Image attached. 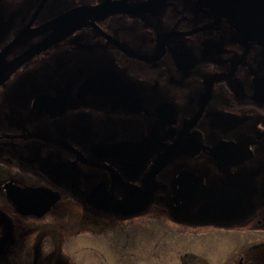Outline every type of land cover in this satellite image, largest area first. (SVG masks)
Instances as JSON below:
<instances>
[{"label":"flooded vegetation","instance_id":"1","mask_svg":"<svg viewBox=\"0 0 264 264\" xmlns=\"http://www.w3.org/2000/svg\"><path fill=\"white\" fill-rule=\"evenodd\" d=\"M152 1L0 0V73L57 17L111 6L0 85V264H74L69 244L76 264H164L167 237L174 264H264L263 49L197 0ZM73 209L110 230L67 231Z\"/></svg>","mask_w":264,"mask_h":264},{"label":"water","instance_id":"2","mask_svg":"<svg viewBox=\"0 0 264 264\" xmlns=\"http://www.w3.org/2000/svg\"><path fill=\"white\" fill-rule=\"evenodd\" d=\"M165 0H153L144 6L139 7L140 10L147 8L149 5H157L164 3ZM199 4L208 8L209 11L213 12L217 17L226 18L232 27H234L240 38L253 41L259 44L263 49L264 54V0H197ZM110 5H100L95 7H86L79 11H72L71 13L62 15L54 19L53 21L46 24L42 29L44 31L51 30L50 35L44 39L42 43L33 47L19 58L10 62L9 69L4 70L0 73V85L6 81L14 70L18 69L24 62L29 58L36 55L40 51L53 44L55 41L61 39L64 35L75 29L76 27L83 26L85 23L86 16H90L93 13L104 11L110 8ZM137 13V12H136ZM27 35V32H23L16 39V42ZM163 159L158 163L157 167H160L163 163ZM229 192L223 200H232L235 195H230ZM220 197L218 201L221 199ZM49 203L47 206L42 208V212L38 210V207L32 206H19V211L23 214H37L41 215L44 211H47L52 205L59 200V194L56 192L49 193ZM227 205L225 210L228 211V216L231 214L237 205L234 201H226ZM215 208L214 203L206 207V211L210 212ZM0 221L4 222L7 226L6 234L0 241V253H2L4 246L11 236L12 227L7 218L0 214ZM1 255V254H0Z\"/></svg>","mask_w":264,"mask_h":264},{"label":"rangeland","instance_id":"3","mask_svg":"<svg viewBox=\"0 0 264 264\" xmlns=\"http://www.w3.org/2000/svg\"><path fill=\"white\" fill-rule=\"evenodd\" d=\"M73 211H74V213H69L68 217L66 216V219H68L70 221L69 222V225L72 224V228H67L66 229L67 231H70V232H74L75 233V232H78L80 228L81 229H85V231H91V232H92L93 228L96 231L97 230L103 231V229L104 230H110V228H108V226L107 225H104L103 223L101 224V227H100V225H97L96 222H92V223L87 222L85 224V222H82V221L86 220V217H83L81 214L78 215V213L74 209H73ZM60 214L61 213H59L58 215H60ZM58 219H60V218H58ZM60 221H61V219L60 220H57V221H52L51 223L49 222V224H50V226L53 229L54 227L60 225L61 223L64 224V222L59 223ZM131 224H134V226L135 225L142 226V222L141 221L129 223V224H127V226H130ZM164 224H165L164 231L170 233L169 235H173L172 234L173 233L172 232L173 229L171 227H169L166 223H164ZM152 226H153V224H152ZM81 231H83V230H81ZM102 234L103 233H101V235ZM65 235H67V233ZM73 236H76L77 237V234H73ZM50 237H51V235H50ZM101 242H102V239H101ZM173 243H174V239L168 238V237L165 239V244H164V247H165V255L163 256V262H164V264H174L173 259H174L175 255L172 254V252H173L172 251L173 250V246H172ZM63 244L64 243H62V247H64ZM69 245H68V247H70V249L67 247V245H65V251H67L66 254H68V257H66V258H67V260L69 262L76 264V263H78V259H79V253H78V251H76V247L77 246L75 245L74 247L71 248L72 245L71 246H69ZM195 245H197V247H202V248L204 247V245L201 244V241L200 240H197ZM102 247H103V245H102ZM195 250L196 251H199L198 249H195ZM58 251H59V249H58ZM199 252H202V251H199ZM197 254H199V253H197ZM200 255L204 257V255H202V254H200ZM100 262L101 263L103 262V263H107L108 264V262H109L108 253H107V257H104V260H102ZM154 263H157V259L154 260Z\"/></svg>","mask_w":264,"mask_h":264},{"label":"bare ground","instance_id":"4","mask_svg":"<svg viewBox=\"0 0 264 264\" xmlns=\"http://www.w3.org/2000/svg\"><path fill=\"white\" fill-rule=\"evenodd\" d=\"M67 14H68V13H67ZM86 18H87V16H86ZM23 32H27V31L24 30ZM20 35H21V34H20ZM27 35H28V32H27ZM27 35H26V36H27ZM18 37H19V36H18ZM23 38H24V37H23ZM23 38H20V40L23 39ZM20 40H19V41H20ZM15 42H16V41H15ZM17 42H18V41H17ZM13 44H14V42L12 43V45H13ZM22 55H23V54H22ZM22 55H21V56H22ZM6 67H7V69L10 68V66H6ZM14 71H15V70H14ZM14 71H13V72H14ZM13 72H11V73H13ZM220 208L223 210V213H222L223 216H222V217H227V212L224 211L225 206H222V207H220ZM205 209H206V207H205ZM203 214H208V215H209V212L205 210V211L203 212Z\"/></svg>","mask_w":264,"mask_h":264}]
</instances>
